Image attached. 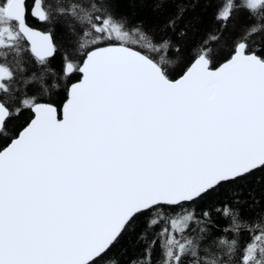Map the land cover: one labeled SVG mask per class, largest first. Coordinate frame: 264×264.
<instances>
[{
  "label": "snow or ice",
  "instance_id": "snow-or-ice-1",
  "mask_svg": "<svg viewBox=\"0 0 264 264\" xmlns=\"http://www.w3.org/2000/svg\"><path fill=\"white\" fill-rule=\"evenodd\" d=\"M218 2L254 20L226 54L186 49L183 7L153 29L116 0H0V264H264L257 198L193 207L264 174V0ZM30 16L64 28L58 70Z\"/></svg>",
  "mask_w": 264,
  "mask_h": 264
},
{
  "label": "trees",
  "instance_id": "trees-1",
  "mask_svg": "<svg viewBox=\"0 0 264 264\" xmlns=\"http://www.w3.org/2000/svg\"><path fill=\"white\" fill-rule=\"evenodd\" d=\"M37 1L39 0H28V3L31 6ZM114 6L119 14L128 16L133 23L143 21L146 27L153 29H159L160 25H162L168 16L175 15L178 8L183 7L185 11L181 23L182 25L184 23L190 24V27L187 29V37L184 41L187 50H194L210 34L216 33L221 35V42L219 45L213 44L212 47L217 49L218 52L226 54L233 40L239 35L240 30L247 24L254 22L248 12L245 11L237 19L229 21L227 28L223 27L214 19L217 8L219 7L218 0H173V2L167 3L159 11L154 10V5L150 0H116ZM29 23L33 28L44 32L54 31L55 40L60 47L56 56L51 60L50 66L54 70H58L62 62V57L65 55L64 49L67 45L64 28L59 24H49L40 21L33 16L29 17ZM25 46L30 47L27 41H25ZM28 55L30 57V53ZM222 59L223 56H221V61ZM61 83L63 84V81ZM58 91L63 92V87L58 89ZM262 175L264 174L257 173L251 182H245L243 187L235 193L228 191L216 200L194 205L193 207L197 215L204 211H210L213 206L219 207L224 199L232 200L234 197L241 201H247V204L244 205L246 209L245 215H254V211L248 210V206L253 204V197L260 201L256 210L264 208V181L261 180ZM179 211V209L176 210V212ZM175 214L170 213L169 215ZM215 219L218 225L227 224V221L224 219L219 217H215ZM163 226H169L167 220L162 221L161 227ZM245 236H247V233H245ZM134 250H139L136 248V237L135 235H129L113 250V254L123 259L122 254L125 251L130 255Z\"/></svg>",
  "mask_w": 264,
  "mask_h": 264
},
{
  "label": "water",
  "instance_id": "water-1",
  "mask_svg": "<svg viewBox=\"0 0 264 264\" xmlns=\"http://www.w3.org/2000/svg\"><path fill=\"white\" fill-rule=\"evenodd\" d=\"M35 4H37V9L36 10H38V4H39V1H37ZM33 17H35V18H38V17H36V16H33ZM36 31H38V32H44V31H41V30H39V29H36V28H34ZM46 33V32H45ZM29 43V42H28Z\"/></svg>",
  "mask_w": 264,
  "mask_h": 264
}]
</instances>
